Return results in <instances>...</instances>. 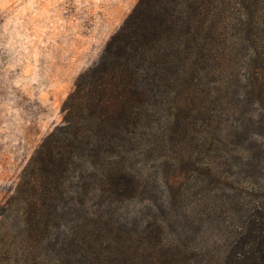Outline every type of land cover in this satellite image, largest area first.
<instances>
[{
    "label": "trees",
    "instance_id": "16d2710c",
    "mask_svg": "<svg viewBox=\"0 0 264 264\" xmlns=\"http://www.w3.org/2000/svg\"><path fill=\"white\" fill-rule=\"evenodd\" d=\"M240 42L249 55L238 84L225 65ZM233 80L243 98L264 96V0H138L77 76L4 202L3 250L33 264H165L163 249L179 246L167 229L185 210V171L216 167L215 156L200 159L212 144L207 124L222 116L209 100H227ZM249 187H234L210 264H264V181L250 176ZM238 206L248 212L237 218Z\"/></svg>",
    "mask_w": 264,
    "mask_h": 264
},
{
    "label": "rangeland",
    "instance_id": "374dc122",
    "mask_svg": "<svg viewBox=\"0 0 264 264\" xmlns=\"http://www.w3.org/2000/svg\"><path fill=\"white\" fill-rule=\"evenodd\" d=\"M137 1L0 0V234H5L9 216L3 204L23 167L62 119L63 102L79 73L99 58ZM248 55L247 43L240 42L233 46L225 65L237 75L238 84L243 82ZM255 64L261 67L263 62ZM214 79L216 74L202 82L215 86ZM236 82L228 84L227 100L215 102L211 97L208 101L210 111L222 116L207 124L213 129L212 144L209 141L204 146L200 159L213 155L216 167L213 173L206 167L185 171V210L181 207L179 218L172 219L167 229L169 236L179 239V246L173 255L163 249L165 264H210L208 258L221 255L224 246L219 239L224 227L220 223L231 216L234 187L249 191L250 176L264 181V164L258 167L253 160L264 157L260 145L264 143V96L253 94L247 100L234 88ZM243 122L248 125L241 131ZM249 155L252 159L248 160ZM146 196L149 193L137 196L130 208L146 202ZM236 210L237 218L248 212L246 207ZM18 232L13 228L9 234ZM3 247L0 241V264H33L31 258L16 257Z\"/></svg>",
    "mask_w": 264,
    "mask_h": 264
}]
</instances>
